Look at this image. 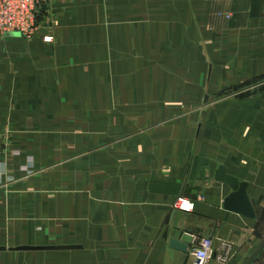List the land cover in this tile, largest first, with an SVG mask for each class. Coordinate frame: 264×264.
<instances>
[{"label": "crops", "instance_id": "0c3cea01", "mask_svg": "<svg viewBox=\"0 0 264 264\" xmlns=\"http://www.w3.org/2000/svg\"><path fill=\"white\" fill-rule=\"evenodd\" d=\"M156 5L160 18L129 34L142 72L126 88L102 85L85 109L94 120L59 119L67 105L55 103L47 117L19 115L35 112V89L54 95L57 73L88 62L70 40L0 41L28 50L0 63V115L8 96L19 105L0 178V264H192L171 247L186 234L189 251L209 238L215 257L244 264L264 240V0ZM220 166L248 184L255 219L224 209L232 189L215 180ZM179 199L194 211L176 209ZM46 246L78 248L15 251Z\"/></svg>", "mask_w": 264, "mask_h": 264}, {"label": "rangeland", "instance_id": "374dc122", "mask_svg": "<svg viewBox=\"0 0 264 264\" xmlns=\"http://www.w3.org/2000/svg\"><path fill=\"white\" fill-rule=\"evenodd\" d=\"M159 0H38L36 12L37 32L32 36L9 37L0 34V41L7 42L18 39L26 43L43 42L51 48L58 47L61 40L72 42L73 55L83 53L88 62L67 65V71L57 73L54 95H48L45 84L35 89L39 91L34 113L21 111L19 115L35 114L47 117L55 112L43 111L49 103L67 105L59 109V119H90L96 118L95 110L85 111L88 106L97 102L99 89L110 90L113 87H128V75L142 72L143 63L130 64L134 55L129 48L130 38L142 34L143 28L137 32L135 26L153 22L160 18ZM146 11L144 12V9ZM152 9V10H151ZM156 9V10H155ZM132 27V28H130ZM131 30V32H129ZM134 35V36H133ZM67 36V37H66ZM16 45L7 49L0 48V63L13 66L16 56L26 55V44ZM48 50V49H47ZM40 55L45 49L39 50ZM50 55V54H49ZM1 65V64H0ZM47 71L48 68L41 67ZM2 70V69H1ZM47 83V82H44ZM1 91V89H0ZM19 99L29 100L28 90L20 91ZM44 94H46L44 96ZM106 98V97H105ZM107 98H109L107 96ZM9 111L2 113L0 119V178L7 174L8 156L15 148L16 129L13 127L15 116L18 115L16 98L7 97ZM68 107V108H67ZM22 116V115H21ZM23 116V117H24ZM16 152L14 153V155ZM8 175H10L8 173ZM13 177L8 176L7 180ZM14 183V182H13ZM1 184V180H0Z\"/></svg>", "mask_w": 264, "mask_h": 264}, {"label": "built area", "instance_id": "2783aa9c", "mask_svg": "<svg viewBox=\"0 0 264 264\" xmlns=\"http://www.w3.org/2000/svg\"><path fill=\"white\" fill-rule=\"evenodd\" d=\"M38 0H0V34L9 37L32 36L38 28L36 12ZM1 144V141H0ZM1 155V151H0ZM176 209L192 212L195 204L185 199H179ZM213 239H202L189 251L192 264H226V260L216 256Z\"/></svg>", "mask_w": 264, "mask_h": 264}, {"label": "water", "instance_id": "95a60500", "mask_svg": "<svg viewBox=\"0 0 264 264\" xmlns=\"http://www.w3.org/2000/svg\"><path fill=\"white\" fill-rule=\"evenodd\" d=\"M215 180L228 185L232 189V193L224 200L223 206L226 211L239 214L241 216L255 219L256 212L254 206L248 195V184L240 181L237 177L229 175L224 166H220L215 175ZM192 242L191 235H184L183 240L172 241L171 247L184 253H189V247ZM78 247L72 246H46V247H19L15 251H58V250H71ZM5 250V248L0 249ZM264 252V240L260 243L257 249L245 261L244 264H255Z\"/></svg>", "mask_w": 264, "mask_h": 264}]
</instances>
